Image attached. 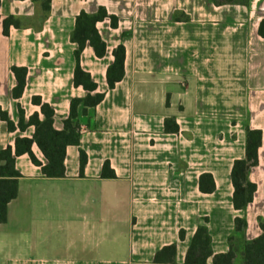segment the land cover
Listing matches in <instances>:
<instances>
[{"label": "crops", "instance_id": "1", "mask_svg": "<svg viewBox=\"0 0 264 264\" xmlns=\"http://www.w3.org/2000/svg\"><path fill=\"white\" fill-rule=\"evenodd\" d=\"M0 0V107L17 124L40 114L34 96L54 110L62 130L70 101L87 91L73 81L81 12L103 7L96 28L106 44L98 57L89 45L80 66L103 100L81 117L80 142L66 148L65 177L46 178L27 154L16 158L18 194L0 224V264H185L197 227L206 223L214 254L233 248L242 264L245 241L264 223V0ZM13 16L3 34V20ZM110 16L117 19L112 26ZM125 47L124 76L108 88L113 50ZM12 66L27 69L22 95ZM172 118L177 132L165 130ZM169 123L170 126L174 125ZM262 131L256 184L245 211L233 207L231 169L245 155L246 128ZM34 127L9 132L0 119V149ZM85 164L80 168V152ZM32 152L46 160L36 146ZM114 178L102 176L104 163ZM211 174L215 189L199 188ZM245 217L236 232L234 220ZM232 238L231 242L229 238ZM26 241V249L13 245ZM174 262L156 263L164 247ZM208 258L207 264H211Z\"/></svg>", "mask_w": 264, "mask_h": 264}, {"label": "trees", "instance_id": "2", "mask_svg": "<svg viewBox=\"0 0 264 264\" xmlns=\"http://www.w3.org/2000/svg\"><path fill=\"white\" fill-rule=\"evenodd\" d=\"M45 12L49 11L50 0H41ZM108 17L105 8L100 7L95 13L81 12L75 19V25L70 35V40L76 44L74 50L75 68L73 81L75 86H81L87 91L83 98H73L70 101L68 116L63 120L62 130L54 127V110L42 102L39 96L32 98V103L40 106V114L34 113L25 119L24 112L19 108V122L15 124L9 117L7 111L0 107V119L5 121L9 132L16 129L24 131L28 126L34 127L32 138L17 137L13 145H7L0 149V224L7 221L8 204L17 197L18 180L20 173L16 169V158L27 154L31 161L40 166L42 176L46 178L65 177L66 148L70 145H78L80 142L81 117L88 116L104 98V93H96L97 85L91 75L80 66V55L86 44L95 51L96 56L102 57L106 51V44L100 36L96 24ZM112 26L116 25L117 19L110 16ZM10 25L18 26L13 16L3 20V34H9ZM259 35L264 38V19L259 25ZM113 63L108 67L106 78L108 88H113L115 83L124 76L125 47L120 44L113 50ZM17 84L12 90V96L19 98L26 84L27 69L25 67L12 66ZM172 118L165 120L167 132H177L178 126ZM36 144L43 154L46 162H40L32 152V145ZM262 144V131L259 129L246 128L245 133V155L233 162L231 169V183L233 186L232 203L236 210L245 211L252 202L256 191V184L249 179L252 167L258 163V149ZM85 164V154L80 152V168ZM102 176L114 178L115 174L108 162L104 163ZM199 188L204 193H211L215 189L211 174H202L199 179ZM235 231L243 232L246 229L245 217H237L234 220ZM262 233L251 241H245L242 248V264H264V223L260 222ZM232 238H229L231 242ZM176 248L174 245L164 247L154 257L156 263L174 262ZM236 254L233 248L225 254H214L211 246V237L206 223H202L191 240L185 256V264H207L208 258H212L211 264H234Z\"/></svg>", "mask_w": 264, "mask_h": 264}, {"label": "rangeland", "instance_id": "3", "mask_svg": "<svg viewBox=\"0 0 264 264\" xmlns=\"http://www.w3.org/2000/svg\"><path fill=\"white\" fill-rule=\"evenodd\" d=\"M26 241H20L19 243L13 245V249H19V248H23L26 249Z\"/></svg>", "mask_w": 264, "mask_h": 264}]
</instances>
